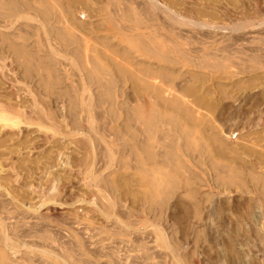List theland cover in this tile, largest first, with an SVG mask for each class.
<instances>
[{"label":"rangeland","instance_id":"374dc122","mask_svg":"<svg viewBox=\"0 0 264 264\" xmlns=\"http://www.w3.org/2000/svg\"><path fill=\"white\" fill-rule=\"evenodd\" d=\"M22 4L37 71L0 67L23 119L0 133L11 264H264V0ZM159 90L176 125L148 129L131 110L171 113Z\"/></svg>","mask_w":264,"mask_h":264},{"label":"bare ground","instance_id":"6f19581e","mask_svg":"<svg viewBox=\"0 0 264 264\" xmlns=\"http://www.w3.org/2000/svg\"><path fill=\"white\" fill-rule=\"evenodd\" d=\"M23 1V0H22ZM26 0H24V2H21L20 0H0V67L2 66L3 62H5V58L7 55H5V53L11 55L13 58H14V61L19 65V67H21L22 69H24L23 71V74L24 72L28 73L29 75L31 74H35L37 71V42H35L34 40L30 39V35L28 36H25L22 34V23L23 21L27 18H33L34 16V13H33V16H30L28 14H26V7H28L27 5H30L31 3L29 2H26L27 5H24L22 3H25ZM34 2V1H33ZM33 4V3H32ZM32 6V5H31ZM26 10H25V9ZM31 8H34V7H31ZM30 9V7H29ZM31 10V9H30ZM32 14V13H31ZM26 18V19H25ZM35 18V17H34ZM23 20V21H22ZM29 20V19H28ZM49 18L46 17V15L44 16V21L45 23L47 24L49 22ZM172 20V18H171ZM43 21V22H44ZM195 21H193L194 23ZM190 23V22H189ZM199 23V22H198ZM203 23V22H202ZM24 24V23H23ZM191 24V23H190ZM203 24H206V23H203ZM30 25V24H29ZM208 25V24H206ZM31 26V25H30ZM37 26V24H36ZM26 27V26H24ZM28 27V26H27ZM26 27V28H27ZM33 28V27H32ZM51 28V27H50ZM25 29V28H24ZM31 29V28H30ZM35 29V28H34ZM33 29V30H34ZM49 29V28H47ZM46 29V30H47ZM29 30V29H28ZM26 31V30H24ZM23 31V32H24ZM31 31V30H30ZM52 31V30H51ZM29 31L26 32V35L28 34ZM36 32V31H35ZM25 33V32H24ZM37 33V32H36ZM48 33V32H47ZM33 34V32H32ZM37 40V39H36ZM50 49V48H49ZM53 51V50H52ZM79 51V50H78ZM79 54V53H78ZM10 58V57H9ZM7 59V58H6ZM12 59V58H11ZM39 59V57H38ZM74 60V59H73ZM13 61V62H14ZM82 62V61H81ZM74 63V62H73ZM6 65V63H5ZM101 68V67H100ZM17 69V68H16ZM1 70V69H0ZM21 70V69H19ZM101 71V70H100ZM98 71V76L101 75V72ZM2 72V71H1ZM52 70L49 69L47 67V73L48 74H51ZM26 75V74H25ZM33 77V76H32ZM166 94H168L167 92L164 94L162 93L161 90H159L157 93H156V97L157 99L159 100H162V101H170V103L168 104V107L169 109H171V113H167L168 115H163V113L157 111V110H146L145 107L144 109L142 108H138V109H134V110H131L132 114H136L137 116L141 117L142 120L144 121L143 123H145V125L147 126L148 129H153L154 126L158 123L161 124H172V125H176V118H175V114H173L172 112H175V110L177 109V107H179V104H177L176 102H174L176 99H170ZM170 95V94H169ZM100 97V96H99ZM101 97L104 98L105 100H108L110 102H114L113 100V95H112V92L109 90V89H106V90H103L101 92ZM155 97V98H156ZM172 97V96H171ZM173 98V97H172ZM102 100V99H101ZM112 102V103H113ZM87 104V103H86ZM91 106V105H90ZM146 106V105H145ZM149 106V105H148ZM8 108V107H7ZM6 106H4L3 104L0 103V133H7V131H12L14 130V128L16 127H19V123L21 124V122L23 123V119H21L22 116H20L21 114H16L17 112V108L15 109L13 106L12 108L10 109H7ZM150 107H148L147 109H149ZM15 110V112L13 111H10V110ZM87 110V109H86ZM84 111V110H83ZM170 112V110H169ZM170 115V116H169ZM90 117V116H89ZM25 121V120H24ZM26 122V121H25ZM80 126V125H78ZM92 127V126H91ZM92 129V128H91ZM189 130V129H188ZM15 133V132H14ZM186 133V132H183V134ZM190 133V132H189ZM130 134V133H129ZM188 134V132H187ZM186 134V135H187ZM132 135V134H131ZM8 136V135H7ZM86 136V135H85ZM127 137V136H126ZM189 137V135H188ZM187 137V138H188ZM192 137V136H190ZM2 138V137H1ZM118 138V137H117ZM130 138V137H129ZM6 139V138H4ZM191 140V139H189ZM5 141V140H4ZM3 141V142H4ZM95 141V140H94ZM192 141V140H191ZM2 142V141H1ZM97 142V141H95ZM107 142V141H106ZM189 142V141H188ZM4 144V143H3ZM89 144V143H87ZM2 145V144H1ZM145 145V144H144ZM143 145V146H144ZM190 145H191V142H190ZM189 145V146H190ZM5 146V145H4ZM19 146V145H18ZM147 146V144H146ZM149 146V145H148ZM175 144L172 145V147H174ZM90 147V146H89ZM195 147V146H194ZM14 148V147H13ZM139 148V147H138ZM199 148V147H198ZM19 149V148H18ZM142 149V148H141ZM144 149V148H143ZM142 149V150H143ZM14 150V149H13ZM147 151V149H146ZM145 149H144V153L146 152ZM4 152V151H2ZM168 152V153H167ZM166 152L165 156H167V158L171 159L172 156L169 152V150ZM12 153V152H11ZM150 152H146V154H148ZM2 154V153H0ZM151 154V153H150ZM4 155V153H3ZM112 155V154H111ZM1 156V155H0ZM147 156H150V155H147ZM153 156V155H152ZM89 157V156H88ZM110 157V155H109ZM87 158V157H86ZM90 158V157H89ZM92 158V157H91ZM148 157H146V160H147ZM150 158V157H149ZM88 159V158H87ZM145 159V157H144ZM151 159V158H150ZM10 160V159H9ZM12 160V159H11ZM89 160V159H88ZM87 161V160H86ZM170 162V161H169ZM13 163V162H12ZM164 163V162H163ZM166 164V163H165ZM164 164V165H165ZM170 164V163H169ZM175 164V163H174ZM174 164H172V166H174ZM164 165L162 164V166H159L158 168H160L159 170L160 171H163L161 170ZM16 166V165H15ZM166 166V165H165ZM171 166V164H170ZM87 167V166H86ZM162 167V168H161ZM13 169V168H12ZM17 169V168H16ZM92 169V168H91ZM3 171V170H1ZM14 172V171H13ZM86 172V171H85ZM172 172V171H171ZM92 173V172H91ZM162 174H165L164 172H161ZM2 174V173H1ZM11 176V175H10ZM87 176V175H86ZM93 176V175H91ZM99 176V175H98ZM101 176V175H100ZM108 176V175H107ZM168 177V175H166ZM11 178V177H10ZM90 178V177H89ZM88 178V179H89ZM95 178V177H93ZM103 179V178H102ZM106 180V179H105ZM110 180V179H108ZM162 180V179H161ZM165 180L164 182H160L157 183V187L158 185H160L159 187L164 189V194L165 195H168L170 194L172 191H175L176 187H177V182L175 181V174L174 172L170 174L169 176V181H167V179H163ZM93 181V180H92ZM98 181V180H97ZM167 181V182H166ZM102 182V181H101ZM2 183V182H1ZM5 183V182H4ZM154 183V186H155V182L153 181ZM107 185V183H106ZM168 185V186H167ZM104 186V185H103ZM150 186V184L148 185ZM167 186V187H166ZM7 187V186H6ZM100 188V187H99ZM167 188V189H166ZM151 187H150V191H151ZM159 189V188H158ZM13 191V190H12ZM11 191V192H12ZM162 191V190H161ZM50 192V190H49ZM152 192V191H151ZM154 192V191H153ZM152 192V193H153ZM1 194V193H0ZM15 194V193H14ZM50 194V193H49ZM2 195V194H1ZM48 196V195H47ZM13 200V199H12ZM11 201V200H9ZM152 203L155 204V202H157V205L162 206L165 204V199H159V200H151ZM8 203V202H7ZM8 205V204H7ZM4 206V204H3ZM111 206V205H110ZM108 206V207H110ZM112 208V207H110ZM109 209V208H108ZM110 210V209H109ZM103 211V210H102ZM107 212V213H106ZM112 212V211H111ZM109 211H106L105 210V213L106 214H109L111 213ZM104 214V215H106ZM7 216V215H6ZM5 219V218H4ZM2 220V219H1ZM2 222V221H1ZM127 222V221H126ZM14 224V223H13ZM21 224V223H19ZM35 224V223H34ZM33 224V225H34ZM17 225V224H16ZM8 226V225H7ZM14 226V225H13ZM22 226V225H21ZM17 227V226H16ZM19 227V226H18ZM31 227V226H29ZM128 227V226H127ZM14 228V227H13ZM23 228V227H21ZM27 228V227H26ZM25 228V229H26ZM3 230V229H2ZM15 231V230H14ZM27 231V230H26ZM158 232V231H157ZM10 233V231H9ZM16 233V232H15ZM20 234V233H19ZM30 235V234H29ZM158 238H159V242L161 245H165V242L166 240L164 239L165 236L163 237L161 235V232L157 234ZM1 241H4L6 240L7 241V238L4 234H1ZM15 239V238H14ZM10 241V240H9ZM1 243V242H0ZM7 243V242H6ZM5 243V244H6ZM4 244V243H3ZM3 244H0L3 245ZM4 244V245H5ZM12 244V243H11ZM36 244V243H35ZM3 245V246H4ZM7 245V244H6ZM21 245V244H20ZM44 245V244H43ZM168 245V244H167ZM2 246V247H3ZM12 246V245H10ZM58 246V245H57ZM54 247V246H53ZM56 247V246H55ZM163 247V246H162ZM12 248V247H11ZM70 248V247H69ZM171 248V247H170ZM3 249V248H1ZM5 250V249H4ZM7 250V249H6ZM16 250V249H15ZM71 250V249H69ZM67 251V250H66ZM173 253V252H172ZM6 254V253H5ZM8 255V254H7ZM63 255V254H61ZM29 256V255H28ZM52 256V255H51ZM8 257V256H7ZM3 253L2 251H0V264H11V261L9 260V258H7ZM57 257V256H56ZM53 258V257H52ZM64 259V258H63ZM69 259V258H68ZM13 260V259H12ZM15 261V260H14ZM35 261V260H34ZM17 263V262H16ZM146 263V262H145ZM179 263V262H178ZM13 264V263H12ZM151 264V263H150ZM155 264V263H153ZM180 264V263H179Z\"/></svg>","mask_w":264,"mask_h":264}]
</instances>
